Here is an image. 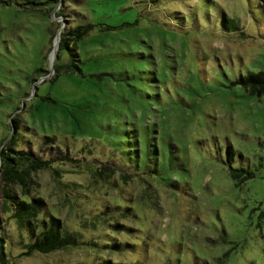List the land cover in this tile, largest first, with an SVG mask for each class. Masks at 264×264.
<instances>
[{
    "label": "rangeland",
    "instance_id": "1",
    "mask_svg": "<svg viewBox=\"0 0 264 264\" xmlns=\"http://www.w3.org/2000/svg\"><path fill=\"white\" fill-rule=\"evenodd\" d=\"M263 68L264 0H0V142L17 115L54 157L34 192L78 239L27 251L0 199V264H264Z\"/></svg>",
    "mask_w": 264,
    "mask_h": 264
},
{
    "label": "trees",
    "instance_id": "2",
    "mask_svg": "<svg viewBox=\"0 0 264 264\" xmlns=\"http://www.w3.org/2000/svg\"><path fill=\"white\" fill-rule=\"evenodd\" d=\"M92 26L93 24L88 22L61 29L57 43L58 53H63L66 49L68 62L54 65L55 74L59 73L60 69L58 68L60 67L64 72H78L80 70L76 40L87 33ZM236 81L250 92L262 93L264 92V68L256 72L239 75ZM20 124L17 115H13L7 123L9 126L8 134L0 142V199L2 211L7 212V215L14 219L21 236H25L24 245L27 251H48L74 245L78 242L76 234L68 230L58 216L49 212L46 201L34 192L32 173L37 169L48 167L54 157H50L48 152H36L31 148L17 146ZM45 141L55 143L53 136L46 135L41 143ZM225 150L226 160L229 162L233 154V148L230 144H227ZM228 172L236 181L252 176V172L242 166L236 167L231 164H228ZM113 225L121 224L114 222ZM108 244H110L108 247L115 248L119 246V248H123L124 245H129V242L116 243L113 241V243ZM98 264H104V262ZM105 264L109 263L105 262Z\"/></svg>",
    "mask_w": 264,
    "mask_h": 264
},
{
    "label": "water",
    "instance_id": "3",
    "mask_svg": "<svg viewBox=\"0 0 264 264\" xmlns=\"http://www.w3.org/2000/svg\"><path fill=\"white\" fill-rule=\"evenodd\" d=\"M58 34H59V27L57 28L55 35H54V42H53V47H52L53 53L55 52V49L57 48ZM50 63H51V59H50Z\"/></svg>",
    "mask_w": 264,
    "mask_h": 264
}]
</instances>
